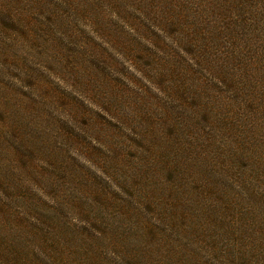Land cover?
Segmentation results:
<instances>
[{
    "label": "rangeland",
    "instance_id": "obj_1",
    "mask_svg": "<svg viewBox=\"0 0 264 264\" xmlns=\"http://www.w3.org/2000/svg\"><path fill=\"white\" fill-rule=\"evenodd\" d=\"M157 1L0 0V264H264V28Z\"/></svg>",
    "mask_w": 264,
    "mask_h": 264
},
{
    "label": "trees",
    "instance_id": "obj_2",
    "mask_svg": "<svg viewBox=\"0 0 264 264\" xmlns=\"http://www.w3.org/2000/svg\"><path fill=\"white\" fill-rule=\"evenodd\" d=\"M159 1L162 0H158L157 4ZM251 1V2H250ZM231 0L229 2H224L223 3V16L224 18H227V20L229 22H226L225 20V24H224V28L220 29V25L216 24L214 22V35H216V39H219L220 41H218L216 44L213 45L212 47V54L213 56H215L216 54L214 53V47L219 45V44H224L226 51L224 52V56L222 57L223 59H235L233 57V51L232 49L240 47L241 44H239V42L242 40L241 38H239L237 36V34L234 33V27H241L243 30H249L251 31V28L254 27L256 30L258 29L259 31H261V29L264 28V11H258L256 12V6L255 4L252 2L253 0ZM263 5H264V0H263ZM153 8V6H152ZM151 8V9H152ZM175 11L169 15L166 13H162L160 16L158 17H149L146 16V14L142 13L143 8H137L138 11L140 10V16H143L146 18L147 21H150L149 24H157L158 26L164 28L167 25H170V23H172V21H174V19H179L180 17H182L183 15L186 14H191L192 15V19L195 20V17H200L203 15V10H204V6L202 7H198V4L193 3L191 0H179L178 1V5L176 6ZM222 12H220V8H217L216 11V16L215 19L218 18L221 15ZM176 14V17L174 16ZM263 17V19H261ZM125 21V20H124ZM230 24L229 28H228V24ZM222 24V25H223ZM185 24L181 23V25H178L176 27V29L181 28L182 26H184ZM219 25V26H218ZM137 31V30H136ZM219 31V34H218ZM264 31V30H263ZM263 31L261 32V37L264 39V33ZM218 35V37H217ZM188 37V41L190 46L193 48L196 46L195 43V39H197L198 36H196L195 32H192L190 34L187 35ZM264 41V40H263ZM256 46V45H254ZM205 47V46H204ZM202 47V48H204ZM258 47V46H256ZM199 48V47H198ZM187 54V56H189L197 65L198 63H200V65L204 64L206 65V70H208V67L214 66L213 63L215 61H217V59H219V56H215L214 59H208L209 56H205L206 54L201 53L202 50H198L196 52V54H192V52H189V49L185 48L183 49ZM205 51V50H204ZM205 53V52H204ZM205 56V58H204ZM243 60V59H242ZM210 62V63H208ZM260 63H262L260 61ZM263 65V63H262ZM262 68H264V65L262 66ZM232 106L234 105V103L231 104ZM239 104H235L234 105V111L235 112H241L244 113V115H246L248 117V119L253 120V118H251V114L248 112H245L244 110H239V108L237 107ZM248 107V105H246ZM251 106V103H250ZM236 109V110H235ZM170 173V172H168ZM172 174V173H171ZM177 176V175H174ZM177 180H182V177H180L179 175L176 177ZM201 183V182H200ZM193 185L197 186V187H202L201 185H198V183H194ZM204 187H208V185H206L204 183ZM193 188V187H192ZM203 188V187H202ZM225 195H227L226 192H224ZM245 210H243L242 212H244ZM6 249V253H10V251L14 252L17 254V242L16 241H1L0 240V250ZM16 254H11L13 257L10 258L11 261H22L21 263H25V264H44V260H39V259H35L33 258H16ZM16 263V262H13Z\"/></svg>",
    "mask_w": 264,
    "mask_h": 264
}]
</instances>
